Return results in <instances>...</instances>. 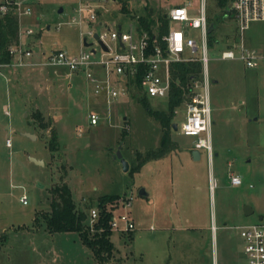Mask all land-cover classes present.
I'll list each match as a JSON object with an SVG mask.
<instances>
[{
    "label": "rangeland",
    "instance_id": "rangeland-1",
    "mask_svg": "<svg viewBox=\"0 0 264 264\" xmlns=\"http://www.w3.org/2000/svg\"><path fill=\"white\" fill-rule=\"evenodd\" d=\"M80 1L33 0L29 25L35 33L24 38L37 52L55 46L78 51L84 42L81 30L87 33L91 27L72 20ZM185 1L189 0H128L129 11H125L120 0H107L105 6H99L98 18L109 20L112 28L119 20L128 27L134 15L136 19L141 13L157 18ZM191 1L197 9L204 0ZM206 7L208 13L221 10L217 0H206ZM95 26L100 31L105 27L98 22ZM193 33L201 34L199 28ZM215 33L219 40L209 46L208 62L215 147L212 159L207 148H202L203 159L197 161L180 148L197 138L180 131L187 118L185 102L173 112L178 128H170L178 147L145 161L138 170L126 169L118 148L132 165L138 162L137 152L156 148L163 136L160 120L149 114L142 100L128 94L105 111L85 77L68 75L66 67L0 68V264H102L78 232L51 231L43 217V212L51 209V187L63 176L78 207L84 209L99 206V195L118 192L120 197L111 208L124 211V201L132 195L127 209L135 217V227L125 233L114 229L112 234L117 248L114 259L119 264H161L162 260L170 264H245L240 229L220 225L225 220L239 223L245 204L255 210L249 220L264 222V20L253 21L245 30L247 44L261 54L255 67L246 66L238 57H221L228 42L239 38L234 16L224 17ZM185 50L187 55L195 53ZM15 70L21 73L13 75ZM148 100L153 108L169 109L167 95L148 96ZM253 101L259 111L257 118L249 121L244 108ZM93 107L106 112V119L98 124L88 118ZM36 112H42L43 118H36ZM51 125L59 136L57 150L48 145ZM231 172L239 173L244 181L234 184ZM147 186L159 199L154 212L146 208L148 195L139 193ZM192 210L201 214L202 229H184L179 234L177 226L190 223L187 216ZM210 213L214 220L217 217L218 241L210 226L205 227Z\"/></svg>",
    "mask_w": 264,
    "mask_h": 264
},
{
    "label": "built area",
    "instance_id": "built-area-1",
    "mask_svg": "<svg viewBox=\"0 0 264 264\" xmlns=\"http://www.w3.org/2000/svg\"><path fill=\"white\" fill-rule=\"evenodd\" d=\"M107 0L80 1L76 7L72 20L81 26L89 23L88 33L98 40H88L92 48H88L85 42L80 49L69 52L63 47L55 46L50 50L37 52L31 41H27L24 35L35 33L25 18L34 13L33 0H0V17L7 13H14L19 23L18 38L9 46L10 58L0 60L2 66L12 68L43 65L66 67L68 75L82 74L91 87L95 97L104 106L106 111L113 102L121 99L137 90V75L141 73L140 89L147 96L169 95L171 88V62L174 60L199 59L202 62V73L192 80L193 93L187 101V118L180 125V131L185 134L196 135L195 146L207 148L210 156L215 153L213 144V114L212 99L210 98L211 72L208 65L209 55V16L206 0L200 7L193 9V1L175 4L168 12L170 27L164 33L162 40L154 34L153 40L148 30L140 28L138 22L129 21L128 27H124L123 21H118L112 28L109 20L98 18V8L105 6ZM115 1V0H111ZM99 2V3H98ZM236 19V32L239 38L234 43L223 48L221 57H238L248 67L259 64L261 54L257 47L248 45L245 39V30L255 20H264V0H233L232 5ZM105 25L100 31L95 23ZM59 21L57 27L60 28ZM194 28H199L200 35L193 33ZM97 34V36L95 35ZM102 40V43H101ZM201 41V44L199 43ZM106 44L103 45V44ZM189 48L194 54H185ZM105 111L97 107L90 109L88 118L92 124H98L106 119ZM128 127V124H127ZM233 183L238 184L243 178L238 173L231 172ZM132 195L125 199V210L113 212L111 219L112 229L126 232L135 227L133 215L127 206L132 204ZM100 207L93 205L89 210L90 221L93 224L98 218ZM243 239V252L245 264H264V222H247L238 225Z\"/></svg>",
    "mask_w": 264,
    "mask_h": 264
},
{
    "label": "trees",
    "instance_id": "trees-1",
    "mask_svg": "<svg viewBox=\"0 0 264 264\" xmlns=\"http://www.w3.org/2000/svg\"><path fill=\"white\" fill-rule=\"evenodd\" d=\"M120 2L122 3V9L129 11L128 0H120ZM231 2L233 0H217V4L221 7V10L213 13L211 11L209 13L207 12L209 26L213 25L212 30L208 32L209 45H214L218 42L219 36H216L215 30L223 18L226 16H234L233 8H229ZM137 19L139 27L148 30L151 35V40H153L154 34L162 40L164 33L170 27L168 13L159 14L157 18L150 14L141 13L137 15ZM18 31L19 23L14 13H7L5 16L0 17V60H6L11 57L9 46L17 40ZM171 67V88L168 95V110L152 107L148 96L140 89L141 85L139 84V80L141 73L136 78L138 89L132 90L130 93L136 96L137 99L142 100L149 114L159 119L163 127L161 143L156 148H150L146 152L141 150L137 152L138 162L130 165V168L133 170L140 169L144 161L163 155L177 146V141L173 139L170 132V128L174 123L173 112L176 107L190 100L193 93L192 80L201 75L203 66L199 59H186L172 61ZM35 117L41 119L43 118V113L36 112ZM46 125H50V123L47 122ZM51 128L52 133L48 145L51 150H57L60 146L59 136L53 125H51ZM125 130L123 128L122 133L125 134ZM51 191V209L43 212V217L46 219L48 228L51 231L78 232L83 243L92 248L98 261L102 262V264H119L115 260L117 258V248L112 238L114 231L111 226V219L113 217V209L111 207H113L116 199L120 197L119 194L107 193L98 196L100 207L99 218L92 224L89 216L90 207L86 206L88 211L78 207L77 201L73 197L72 187L64 176L59 182L53 184ZM109 203H111L110 206H108Z\"/></svg>",
    "mask_w": 264,
    "mask_h": 264
},
{
    "label": "crops",
    "instance_id": "crops-1",
    "mask_svg": "<svg viewBox=\"0 0 264 264\" xmlns=\"http://www.w3.org/2000/svg\"><path fill=\"white\" fill-rule=\"evenodd\" d=\"M129 5V4H128ZM135 16L136 15H134V16H132L131 18H130V21H133V22H138V19H136L135 18ZM234 19H235V17H234ZM31 19H30V17H28V19H27V21H30ZM120 22H121V20H119ZM235 21H236V19H235ZM257 21V20H256ZM237 34H238V32H237ZM232 38V37H231ZM246 39V38H245ZM231 40V39H230ZM235 40H237L235 37H234V39L232 38V40L231 41H229L228 42V44H232V43H234V41ZM253 46V45H252ZM255 47V46H254ZM46 51V50H45ZM17 68H21V67H17ZM23 68V67H22ZM16 71V70H15ZM15 71H13L14 72V74L13 75H19L21 72H19L18 70L16 71V73H15ZM12 76V75H11ZM13 77V76H12ZM86 80V79H85ZM214 81H218V79L217 78H214ZM246 103H247V101H246ZM258 111H259V107L257 106V104L255 103V101H253L252 102V104H250V106L248 105V104H246V107L244 108V112L246 113V118L250 121V120H253L254 118H257V116H255V114H257L258 113ZM255 116V117H254ZM125 117V116H124ZM174 139V138H173ZM175 140V139H174ZM194 142H195V139L193 140V141H190V142H188V143H185V144H180V148H182V151H185L186 152V154H187V156L189 155V157L192 159V160H202L203 159V150H202V148H200V155H199V157H195L194 156V154H193V150L196 148V146H195V144H194ZM178 144V143H177ZM178 147V145L176 146V148ZM207 152H208V150H207ZM168 153V152H167ZM167 153H165V154H163V155H166ZM208 154H209V152H208ZM215 154V153H214ZM217 154H218V152H217ZM163 155H160V156H156V158H151V159H153V160H156V159H158V158H160V157H162ZM214 156V155H213ZM212 156V157H213ZM189 157H187L188 159H189ZM209 157L212 159V157L210 156V154H209ZM151 159H148V160H151ZM147 161V160H146ZM145 162V161H144ZM143 162V163H144ZM230 162V161H229ZM231 163V162H230ZM131 164H130V162H129V166H130ZM142 166V165H141ZM131 167V166H130ZM237 174V173H236ZM209 177H210V172H209V170H208V173H207V179H208V183H210V179H209ZM242 177V176H241ZM243 181H244V178H243ZM242 181V182H243ZM242 182H240V183H242ZM235 184V183H234ZM145 188V192L144 193H141V194H145V195H148V198L149 199H147L146 200V208H147V210L149 211V210H153V212L156 210V207H157V204L159 203V199H158V197H157V195H156V193H153V191L150 189V187L148 188V186L147 187H144ZM141 190V189H140ZM115 193H118V192H115ZM150 196V197H149ZM242 213H241V215L239 216V218L241 219L240 220V222L239 223H232V224H228L227 223V220H225V223L221 226L220 225V227H222L223 229L224 228H227V229H238L239 227H237L238 225H240V223H247V222H254V221H251V220H249V218H248V216H250V214H248V213H246V211H244V205H243V208H242ZM255 210H253V212H254ZM252 212V213H253ZM130 213H131V215H132V211L130 210ZM190 214L187 216V219L190 221V223L189 224H180V225H178L177 227H178V229L180 230V232H179V234H182V232H183V230L185 229V230H189V229H191V228H195V229H197V228H199V229H202L201 227H203V224L202 223H199L200 222V220H201V214L199 213V212H196V210H192V211H190L189 212ZM133 217H134V215H133ZM134 220H135V217H134ZM207 226H210V233L212 234H214L215 236H216V239H217V241H218V239H219V230H220V228H219V224L217 223V217H216V219L214 220V217L213 216H211V213H210V221H209V224L208 225H206L205 227L207 228ZM114 230V229H113ZM122 233H125V232H123V231H121ZM241 234V233H240ZM242 237V236H241ZM244 253V252H243ZM144 264H146V263H144ZM161 264H170L169 262H167V261H165V260H162V263Z\"/></svg>",
    "mask_w": 264,
    "mask_h": 264
},
{
    "label": "water",
    "instance_id": "water-1",
    "mask_svg": "<svg viewBox=\"0 0 264 264\" xmlns=\"http://www.w3.org/2000/svg\"><path fill=\"white\" fill-rule=\"evenodd\" d=\"M232 5H233V2H231V3L229 4V8L232 7ZM61 10H63V7H61ZM50 26H51V25L49 24V27H50ZM212 28H213V25H210L208 30L211 31ZM95 35L97 36V34H95ZM84 42H85L86 45H87V44H90V42H89V40H88L87 37L84 38ZM101 43H102V40H101ZM103 45L106 46L105 43H104ZM173 126H174L175 128H178V126H179V125H178V122H177V121H174ZM26 133H28V134L31 135V136L36 137V135H35L34 133L30 132V131H26ZM193 154H194L195 157H199V155H200V148L196 147V148L193 150ZM118 155H119V156L122 158V160H123V166H125L126 169H129V168H130V166H129V160L126 159L125 156H123V152H122V150H121L120 148H118ZM33 158H34L36 161H38V162H43V161H44V159H38V158H36V157H34V156H33ZM144 192H145V188L142 187L139 193L141 194V193H144ZM244 211H246V213L250 214V213L253 212V208H252V206H251L250 204H245V205H244Z\"/></svg>",
    "mask_w": 264,
    "mask_h": 264
}]
</instances>
